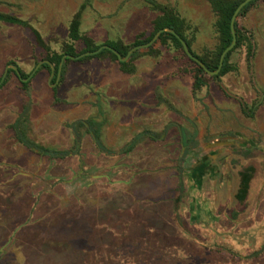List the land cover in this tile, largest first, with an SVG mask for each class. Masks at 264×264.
I'll list each match as a JSON object with an SVG mask.
<instances>
[{"label":"rangeland","instance_id":"obj_1","mask_svg":"<svg viewBox=\"0 0 264 264\" xmlns=\"http://www.w3.org/2000/svg\"><path fill=\"white\" fill-rule=\"evenodd\" d=\"M156 1L180 18L183 34L196 55L210 57L217 50L221 42L219 15L209 0ZM0 12L21 21L0 20V77L8 63H15L25 77L29 76L25 88L17 74L9 71L0 86L2 252L12 251L21 244L23 264H40L43 259L40 253L45 248L52 247L56 256L85 244L91 248L87 264H264L254 258L242 261L240 256L255 247L254 243H249L251 229L234 233L236 236L227 245L236 252L227 254L225 242L217 239L213 241L217 246L213 252L197 246L196 257L186 254L194 247L178 232L173 234L176 229L168 219L166 206L160 208L165 220L154 221L159 236L155 231L149 240H142L144 226L150 230L151 225L129 229L125 224L126 206L131 196L127 195L124 180L129 179L130 174L125 167L116 168L115 164L129 160L133 165L141 164L137 161L150 153L154 160L145 163L148 167L171 165V169L165 168L162 173L134 179L135 184L153 186L143 193L148 197L168 199L176 183L174 175H170L174 173V164L189 168L185 181L189 184L193 182L190 168L201 163L205 155L217 153L211 157L212 165L217 166L220 173L225 171V156L229 155L227 166L235 190L238 169L246 162L238 158V147L249 140L255 147L252 154L261 155L264 163V0H256L247 11L237 15L246 41L230 55L233 68L217 76L203 73L206 84L200 88L194 87L197 66L184 49L159 38L150 46L137 49L138 54L130 63L133 71L125 70L118 60L108 55L65 58L62 64L65 70L61 69L55 85L51 83L56 69L50 81L48 66L40 65L35 70L39 61H51V57L64 54L69 45L75 52L83 53L84 40H73L70 35V24L77 13L80 14L81 36L91 38L95 45L114 41L133 46L137 39L146 38L153 32L155 20L165 14L163 10L152 8L148 0H0ZM27 101L30 110L25 133L42 145L74 149V132L70 125L76 119L90 117L102 121V137L110 149L119 148L140 129L149 128L155 137L146 138L132 153L117 158L100 150L86 132L84 151L89 153L90 162L96 157L102 165V173L83 174L79 171L83 165L77 156L51 162L17 140L12 124ZM179 127H184L188 133L196 132L199 137L201 143L198 150L193 151L192 159L182 155ZM78 130L85 141V127ZM225 140L232 142L225 144ZM205 177L204 180H210ZM204 180L202 185L207 182ZM253 183H261L259 174ZM138 189L141 197L142 190ZM30 190L39 194L35 214L40 218H53L54 237L47 244L40 239L19 241L11 237L8 240L16 214L20 213L19 218L25 216L34 199L30 197ZM219 190L220 199L225 200V183ZM233 202L231 207L237 203L236 198ZM250 205L251 201L246 202L245 212H249ZM79 218L104 223L102 247L98 239H91L86 223H77ZM43 221L41 219L42 224H36V228L43 226ZM249 224L247 221L244 226ZM225 226L213 225L223 230ZM111 228L122 232L120 239H115ZM234 228H230L231 233ZM131 229L139 232V238H127ZM95 231H98L97 226ZM235 238L239 242L235 243ZM179 242L187 248L176 253L173 248ZM163 245L166 251H171L166 252L165 257L158 254ZM2 252L0 250L1 259Z\"/></svg>","mask_w":264,"mask_h":264},{"label":"flooded vegetation","instance_id":"obj_2","mask_svg":"<svg viewBox=\"0 0 264 264\" xmlns=\"http://www.w3.org/2000/svg\"><path fill=\"white\" fill-rule=\"evenodd\" d=\"M129 59V58H128ZM127 59V60H128ZM44 60V59H43ZM47 62H43L40 65H44ZM10 64V63H8ZM7 64V65H8ZM15 64V63H13ZM38 64V63H37ZM50 65L49 63H47ZM6 65V66H7ZM18 67V66H17ZM51 67V65H50ZM6 68V67H5ZM12 67L8 68V71L5 75H8L9 71H14L19 79L28 80L29 76L23 77V74L19 75L15 69ZM19 69V67H18ZM20 70V69H19ZM36 70V67H35ZM5 71V69H4ZM52 68H50V75H51ZM21 72V71H20ZM4 75H1L0 77V84H4V80H1ZM58 72L54 74V82L57 79ZM60 78V77H59ZM59 81V80H58ZM57 81V82H58ZM1 85V86H2ZM30 104V102H29ZM23 109V108H22ZM30 110V109H29ZM22 112V111H21ZM21 113L17 117V119L20 117ZM16 119V120H17ZM15 120V121H16ZM14 121V122H15ZM102 121L96 120L94 117H90L87 119H76L74 120L70 127L74 132V143L75 147L74 149H66V148H55L53 146L49 145H42L40 142L35 141L37 144L45 146L47 148H51L54 150H64L68 154L64 157L59 156H52L49 154H45L43 152H39L38 150L32 149L25 144H23L21 141L17 140L28 147L30 150L37 154H41L43 156H46L50 159L52 162L54 159H66L73 155L78 157L79 163L83 165V167H79V171L83 174H91V175H99L102 173V165L97 161L96 157L93 156L92 162H90V155L88 152L84 151L85 148V142H86V132L89 134L90 138L94 141L95 145L102 151L108 153V154H115L117 158L119 156H126L129 153H132L134 148L143 140L146 138H154L155 135H153V131H151L149 128L140 129L136 134L132 136V138L128 139L124 142L123 145H121L117 149H110L106 147L103 137H102ZM13 125V124H12ZM85 127L84 132V140L81 139V134L79 133V127ZM13 127V126H12ZM99 131V137L101 140V146L96 142V139L94 137V131ZM180 130V144L182 146V155L185 157H190L192 159V156L194 155L193 151L198 150L197 148L200 145V140L196 132H189L184 127H179ZM15 133V131H14ZM246 144L243 147H238L237 155L239 156L241 160H245V165L238 169V176L237 179V185L235 186L236 189L234 190V185L231 183V176L232 173H230L229 168L227 166V160H229V155L225 156V171H221V173L217 170V166L214 167L212 165V156L217 155V153H212L211 155H205L203 159H201V163L196 164L194 168H190L191 173V180L193 182L186 183L187 181V173L188 169L186 167L182 166L181 164H174V173H170V175H174L176 183L172 186L173 192L170 195V198L168 199H155L148 197L147 194H143L144 192H147V189H151L153 186L151 184L145 183V184H135L134 179L139 176L143 175H152V174H158L164 172L165 168L171 169V165L168 166H160V167H148L145 163L151 162V160H154V156L148 153L145 157L138 160L141 161V164L133 165V162L129 160L125 164H123L122 161L119 163L116 162V168H118V165H120V168L125 167L127 172L130 174V178L124 180L127 185V195L131 196V200L129 201V204H127V216L124 218L125 224H127L132 229L135 226V223H138L139 225H144L147 223L150 226V230L147 228V226H144V233H142V240H149L154 232H157V235L159 236V231H157V228L155 227L154 221H164V212L160 211V208L165 207L168 208V219L171 222V224L174 225L176 231L173 232V234L178 232L181 234L185 240H188V242L193 245L194 249L192 251V248L185 252L186 254H189L192 257L197 256V246L201 247V249H206L209 252H213V250L217 247L216 244L213 242L214 240L220 239L225 242V252L230 254V246L227 244H230L231 238L233 236H236L237 232H242L241 230H252L249 232V243H254L255 247L251 249L247 254H243L240 252V256H242V261H245L246 259H261V261H264V222H260L261 216H264V163L261 161V155L254 156L253 149L255 147H252L250 145V141L247 140ZM223 143V141H220ZM227 142H232V140H225V144ZM263 155V154H262ZM253 160L255 161H251ZM97 161V162H96ZM259 164H258V163ZM135 166V168H134ZM252 166L254 168V171L252 172V177L249 182L248 191L246 194V197L241 200L239 198V191L242 187V172L246 170L247 167ZM219 168V167H218ZM20 172L22 170L19 169ZM187 172V173H186ZM261 177V183L254 184V178L256 175ZM208 176L210 179L209 181L207 179L204 180L205 176ZM52 177V174L49 175V179ZM189 178V180H190ZM206 178V177H205ZM203 180L207 182L203 184ZM225 183V200L220 199L222 198V195L220 196V188ZM129 188H131L129 190ZM138 188L142 190V196L141 199L138 192ZM144 188V189H143ZM47 191V190H46ZM51 191V189H49ZM150 191V190H149ZM155 191V190H154ZM31 194L30 197L34 198L35 205H37V197L39 194L35 195V192L30 190ZM234 192V198H236L237 203L234 207H231V205L234 203V198L231 197V193ZM188 196V198H187ZM33 200V199H32ZM251 201V205L249 206V212H245V206L246 202ZM162 216H161V215ZM15 216V214H14ZM146 218V219H144ZM168 221V222H169ZM249 222V226L245 227V223ZM97 223L101 224L102 226L98 228V232L100 233L99 237V243L100 246L102 244V228H104V223L101 221H98ZM154 224V225H153ZM218 224L222 225L225 224V230L222 228L215 229L213 225ZM153 225V226H152ZM44 226V225H43ZM234 228L233 233H231L230 228ZM128 231V237L129 239L133 240L135 239V234L133 233V230ZM112 235L115 237V239H120V235H122V232L114 231L112 229ZM151 231V232H150ZM11 234L8 235V240L12 237H14V232L11 231ZM236 233V234H234ZM125 234V233H124ZM123 234V235H124ZM130 234V235H129ZM99 235V234H98ZM232 235V236H231ZM139 238V236H137ZM15 239V238H13ZM234 239V238H232ZM261 241V243L258 244V242ZM235 243L239 242L238 238H235ZM241 241V240H240ZM254 241V242H253ZM233 242V241H232ZM99 246V251H101V247ZM81 247H84V244L81 245ZM187 248V245H185L182 242H179V244L175 245V249L173 248L174 252H179L180 249ZM223 247V245H222ZM241 248H245V246H241ZM178 249V250H177ZM159 250V248H158ZM170 250V249H169ZM172 250V248H171ZM158 254L165 257L166 252L169 254L171 251H166L165 245L161 247V250ZM236 252V251H231ZM3 253V252H2ZM99 253V252H98ZM232 254V253H231ZM196 260V259H195ZM197 263V262H195ZM264 263V262H263Z\"/></svg>","mask_w":264,"mask_h":264},{"label":"trees","instance_id":"obj_3","mask_svg":"<svg viewBox=\"0 0 264 264\" xmlns=\"http://www.w3.org/2000/svg\"><path fill=\"white\" fill-rule=\"evenodd\" d=\"M213 9L217 12V14L219 15V30H220V45L217 48V50L210 56V57H204V56H198L207 66V68H209L210 70H214L218 67L219 65V61H220V55L222 53V51L225 49V47H227L231 41H232V32H231V18L233 16V13L236 9V7L238 6V4L242 1V0H209ZM256 0H251L249 1L247 4L244 5V7L240 10V12L238 13V15L244 13L245 11H247L250 6L255 2ZM148 3L151 5L152 8L154 9H160L163 10L165 12V14L163 16H160L159 18H157L155 20L154 23V30L153 32L147 36L144 39H137L134 43L133 46L137 45V44H141L144 42L149 41L153 35L156 33V31L162 27L165 26H169L175 29V31L182 37L184 38L189 47H190V41L189 39L183 34L182 31V23L180 22V18L178 16H176L173 12H171L165 5H162L160 3H158L156 0H148ZM0 20H6V21H10V22H21L20 19H18L17 17L10 15V14H5V13H1L0 12ZM235 28H236V33H237V43L234 46V48L242 45L243 43H245L246 41V37L244 35V33L242 32V30L240 29L238 20H235ZM70 35L72 37L73 40H77V39H83L85 42V49L82 52H85L87 50H95L97 48H99L101 46V44H94L92 39L86 36H81L80 33V14L77 13L75 15V17L72 19L71 24H70ZM159 39L164 41V42H171L172 44H174L176 47H180L183 48V45L179 39V37L172 32L169 31H163L160 36ZM106 44L111 45L112 47H114L115 49H117L122 56L126 55L127 52L129 51V49L131 46L125 45L123 43H117L114 41H108L106 42ZM233 48V49H234ZM191 49V47H190ZM233 49H231L230 51L227 52L225 58H224V63L223 66L220 70V72L217 75H221L224 74L226 72H228L229 70H231L233 68V65L231 64L229 58L230 55L233 51ZM192 50V49H191ZM193 52V50H192ZM65 53L68 54H72V55H77L79 54V52H75L74 48L72 45H69L68 48L65 50ZM64 53V54H65ZM194 53V52H193ZM64 54H58L55 57H51V61L54 63L55 65V69H56V74L58 72V68L61 62V59L63 57ZM138 54V50H134L129 59L128 60H124L121 61L118 57V55L110 48L107 47H103L100 51H98L95 54L92 55H85L82 58H86V57H90V56H102V55H108L111 56L112 58H115L116 60H118L121 63V66L123 68H125V70L128 71H133V67H131L130 63L131 61L137 56ZM195 54V53H194ZM196 55V54H195ZM190 58V57H189ZM191 59V58H190ZM66 60H70L69 57H66ZM191 61H193L197 68H196V73H195V80H194V87L195 88H200L201 86H203L204 84H206L205 79L203 78L202 74L203 73H208L199 63H197V61L191 59ZM44 65L48 66L49 68L50 65H48L47 63H45ZM129 65V66H128ZM13 70V69H10ZM65 70V64L62 66V71L64 72ZM23 77H25V75H23ZM28 80H24L22 79V83L25 86V88L28 87ZM2 84H0L1 86ZM30 109V104L29 101H27L24 105H23V109L21 112L20 117L13 123V129L15 131V135L17 136L18 140L21 141L23 144H25L26 146L38 150L39 152H43L45 154H49L52 156H59V157H64L66 156L68 153L66 151H62V150H54L51 148H47L45 146L39 145L36 142H34L33 140H31L25 133L24 130V125L26 122V116L29 112ZM94 137L96 139V142L101 146V140L99 137V131L95 130L94 131ZM254 171V168L252 166H249L246 168L245 171L242 172V187L239 191V198L241 200H243L246 197L247 191H248V187H249V182L251 180L252 177V172ZM86 248H90L89 245H85Z\"/></svg>","mask_w":264,"mask_h":264},{"label":"crops","instance_id":"obj_4","mask_svg":"<svg viewBox=\"0 0 264 264\" xmlns=\"http://www.w3.org/2000/svg\"><path fill=\"white\" fill-rule=\"evenodd\" d=\"M32 198V197H31ZM38 208V205H35L34 199L31 201L27 213L25 216L19 218L18 216L20 213L18 212L14 218L13 223L15 226L13 227L14 237L19 241H31L35 239H40L45 241V244L48 241H53L54 231H53V218L50 217L48 219L47 216L45 217H38L35 213ZM41 219L44 220V226H38L36 228V224H42ZM146 219V218H144ZM260 222H264V216H261ZM79 225L80 223L87 224L89 228V235L91 239H95L99 241L100 233L95 231V228H100L102 225L95 222V221H85L80 220L77 222ZM140 226L138 223H135V226ZM136 229V228H135ZM151 232V231H150ZM135 237L139 235L138 231H133ZM11 233H9L10 235ZM99 234V235H98ZM98 236V237H97ZM91 248H83L80 246L74 247L71 249L68 254L61 253L60 255L54 256L52 253L51 248H45L43 252H41V259L40 264H87L88 257L91 255L90 251ZM1 252L3 248L0 249ZM11 249H7L3 252V259L0 257V264H23L24 263V252L21 251V244L18 247H14L12 251ZM61 256V257H59Z\"/></svg>","mask_w":264,"mask_h":264},{"label":"water","instance_id":"obj_5","mask_svg":"<svg viewBox=\"0 0 264 264\" xmlns=\"http://www.w3.org/2000/svg\"><path fill=\"white\" fill-rule=\"evenodd\" d=\"M249 1H251V0H242V1L238 4V6L236 7V9H235V11H234V13H233V16H232V18H231V32H232V36H233L232 41H231V43H230L227 47H225V49L222 51V53H221V55H220L219 65H218V67H217L216 69H214V70H210L209 68H207V66L205 65V63H204V62H203V61H202L197 55H195V54L192 52V50L190 49V47H189L187 41H186L184 38H182V37H181V36L175 31L174 28L169 27V26H165V27H162V28L158 29V30L156 31V33L153 35V37H152L149 41L144 42V43H141V44H137V45L131 47V48L129 49V51L127 52V54L124 55V56H122L121 53H120L117 49H115L114 47H112V46L109 45V44H102L99 48H97V49H95V50H88V51H85V52H83V53H81V54H79V55H72V54H68V53H67V54H64L63 57H62V59H61V62H60L59 68H58L57 79H56L55 82L51 83V85H55V84L57 83V81L59 80V77H60V75H61L62 64H63V61H64V59H65L66 57H69V58H78V57L83 56V55L95 54V53H97L98 51H100L103 47H107V48L112 49V50L118 55V57H119V59H120L121 61H124V60H127V59L130 57L131 53H132L134 50L139 49V48H142V47H148V46H150L151 44H153V43L159 38L160 34H161L163 31H169V32L175 33V34L179 37V39H180V41H181V43H182V45H183V49H184L185 53H186L191 59L197 61V63H199V64H200V65H201V66H202V67H203V68H204L209 74H211V75L218 74V73L220 72L222 66H223L224 58H225L227 52L230 51L231 49H233L234 46H235L236 43H237V33H236V28H235V20H236V18H237V15H238V13L240 12V10L244 7V5L247 4ZM43 62H47V63H49V64L51 65L52 71H51V75H50V79H49V81H50L51 78H52V76H53V74H54L55 66L53 65V63H52L50 60H48V59H44V60H41V61L38 62V64L36 65V69H37V68L40 66V64L43 63ZM9 67H12L13 69L16 70V72H17L19 75H21V72H20V70L18 69L17 65H16V64H13V63H10V64H8V65L6 66L5 71H4V75H3V77H2L1 80H3V79L5 78V75H6V73H7Z\"/></svg>","mask_w":264,"mask_h":264}]
</instances>
